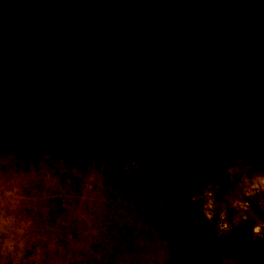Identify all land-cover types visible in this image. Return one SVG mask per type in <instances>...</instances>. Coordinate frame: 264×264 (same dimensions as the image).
<instances>
[{
	"label": "rangeland",
	"instance_id": "374dc122",
	"mask_svg": "<svg viewBox=\"0 0 264 264\" xmlns=\"http://www.w3.org/2000/svg\"><path fill=\"white\" fill-rule=\"evenodd\" d=\"M221 1L231 17L210 28L239 26L264 71V0ZM192 36L173 57L191 72L152 59L127 90L109 71L125 96L100 102L0 12V264H264V101L226 108L240 74L198 98Z\"/></svg>",
	"mask_w": 264,
	"mask_h": 264
},
{
	"label": "trees",
	"instance_id": "16d2710c",
	"mask_svg": "<svg viewBox=\"0 0 264 264\" xmlns=\"http://www.w3.org/2000/svg\"><path fill=\"white\" fill-rule=\"evenodd\" d=\"M176 6H182L178 12ZM188 6H192L193 36L187 33V12H191ZM181 10L185 15H178ZM170 11L172 16L166 15ZM231 11L221 0H0V12L14 19L19 38L31 44L43 42V53L50 57L53 76L57 78L64 71L75 69L81 75L82 91L100 102L112 91L121 97L125 88L117 91L119 81L127 89L133 80H141L139 72L155 65L156 59L170 69L185 65L189 71L193 62L188 57L182 61L177 55L176 59L173 57L179 43H183L182 37H198V59H203L207 68L195 76L193 83L200 86L195 94L201 98L205 89L233 87L240 74L237 86L226 90V108L232 111L243 97L256 106L264 101V71H257L255 58L238 53L239 26L227 33L210 28L211 23L219 25L228 20ZM207 38L220 45L203 50L204 44H209ZM152 59L155 60L151 62ZM109 71H119L115 74L125 77L111 78ZM106 80L117 86L107 85ZM155 81L160 82L157 78ZM94 84L104 85L100 96L95 93ZM220 108L215 110L218 114L223 112Z\"/></svg>",
	"mask_w": 264,
	"mask_h": 264
}]
</instances>
